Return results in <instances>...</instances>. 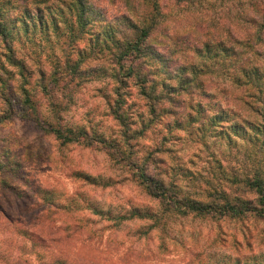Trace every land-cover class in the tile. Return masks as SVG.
Wrapping results in <instances>:
<instances>
[{
	"label": "rangeland",
	"instance_id": "1",
	"mask_svg": "<svg viewBox=\"0 0 264 264\" xmlns=\"http://www.w3.org/2000/svg\"><path fill=\"white\" fill-rule=\"evenodd\" d=\"M72 1L0 0V21L12 29L8 38L0 34V115L2 97L20 99L25 90L42 121L59 115L61 125L119 145H63L19 116L0 124V264H264V219L164 214L135 177L136 165H147L150 175L162 173L194 199L220 191L254 198L247 181L264 163L250 141L233 135L228 141L229 124L213 120L222 114L231 123L256 120L246 103L257 83L264 89V1L88 0L95 25L75 40L69 35L75 17L66 8ZM54 9L58 30H24L27 14L49 19ZM154 15L146 49L168 59L169 71L196 68L201 82L196 97L183 95L155 123L131 82L124 112L142 135L128 148L111 111L115 84L96 31L100 24L129 31L123 17L141 23ZM67 57L83 60L85 74L75 81L59 74L66 90L56 87L54 99L47 97L42 73L63 68ZM144 66L149 77L158 73L153 58ZM198 101L206 107L202 115Z\"/></svg>",
	"mask_w": 264,
	"mask_h": 264
},
{
	"label": "trees",
	"instance_id": "2",
	"mask_svg": "<svg viewBox=\"0 0 264 264\" xmlns=\"http://www.w3.org/2000/svg\"><path fill=\"white\" fill-rule=\"evenodd\" d=\"M66 8L75 17L74 24H70L69 28V35L73 37L72 39L75 40L78 36L87 34L90 28L95 25L92 14L96 16L97 13L94 12L88 0H73L72 3H67ZM66 8L60 9L58 15L63 16ZM61 11H63V15ZM55 13H57V9H54L49 19H45L43 14L38 15L37 19L34 15L27 14L31 21L29 22L26 19V22H23L25 24L24 30L28 32L30 26L33 30L39 28L43 31L50 26L58 30ZM123 18L128 23L127 28L129 31L125 29L124 31H115L111 25L100 24L101 31H96L95 42L97 45L104 47L105 56L106 53L109 55L105 60L111 65V77L115 84L113 89L115 101L114 104H111V111L114 119L123 128V136L128 148H130L132 147L131 140L142 135V131L133 130L129 116L124 112V104L128 94L127 88L129 89L131 82L137 89L139 96L147 103L151 123H155L172 114L171 106L175 105L183 95L196 97L195 90L200 86L201 79L196 68L191 70L181 68L169 71L168 59L159 53L155 54L146 49L148 39L151 37L156 25V15L141 23L140 21L134 22L127 17ZM11 33L12 29L0 21V34L8 38ZM149 58H153L154 62L159 64L156 67L158 73L155 74L154 71L152 77L146 75V66H144V64L148 66ZM140 61H142V66L136 64ZM82 63L83 60L75 61L67 57L63 68L54 69L51 75L42 73V90L46 96L54 99L53 91L60 85L61 77L59 74L63 73V77L66 76V79H70L69 81H75L80 76H84L85 71L82 69ZM168 71L170 72L169 75L166 78L162 77ZM256 75L258 78L259 74ZM260 84L261 82L255 85L256 91L251 96V101L246 103L247 108L256 118L255 121L242 120L241 122L231 123L227 119L229 116L222 114L216 115L213 122L216 126H220L223 122L229 124L228 129L230 131L224 132L228 141L231 139V135L250 141L254 145L255 155L260 159V162L264 163V89ZM59 88L66 90L65 86ZM63 94L64 98H67L70 102L72 101L73 98L69 97L68 92L64 91ZM2 98L4 113L0 115V124L19 116L26 120H32L37 128L54 136L63 145L83 144L92 146L97 143L107 150L109 148L116 150L119 145L118 142L108 140L105 137L90 135L83 127L71 128L61 125L59 122L61 116L59 115L54 117V122L42 121L33 98L25 90L20 99L17 96L13 99L7 95ZM166 103L168 106H166ZM51 106L55 108L58 114L63 112L60 103H53ZM195 108L198 115H202L203 110L206 109L202 101H198ZM130 153L129 151L128 154ZM262 165L256 170L253 178L247 181L248 186L254 193L253 199L231 198L222 191L210 194L207 200L194 199L181 192L175 184L167 181L162 173L150 175L147 165H136L139 170L135 173V177L139 184L144 187L146 193L160 204L164 214L170 213L185 217L196 216L213 221L238 220L249 216L264 219V167ZM49 200L51 204L56 201L52 198Z\"/></svg>",
	"mask_w": 264,
	"mask_h": 264
}]
</instances>
